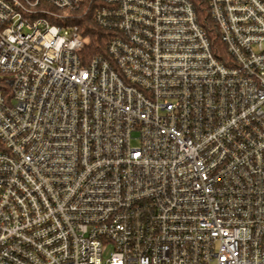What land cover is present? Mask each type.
<instances>
[{"label":"built area","instance_id":"obj_1","mask_svg":"<svg viewBox=\"0 0 264 264\" xmlns=\"http://www.w3.org/2000/svg\"><path fill=\"white\" fill-rule=\"evenodd\" d=\"M84 1L0 0V264H264V3Z\"/></svg>","mask_w":264,"mask_h":264},{"label":"trees","instance_id":"obj_2","mask_svg":"<svg viewBox=\"0 0 264 264\" xmlns=\"http://www.w3.org/2000/svg\"><path fill=\"white\" fill-rule=\"evenodd\" d=\"M102 0H85L91 5L86 14L81 13L73 20V25L77 26L79 33L85 41L83 50L84 58L94 56H106L110 41L119 34L113 25H102L95 17L96 7L102 6ZM199 16L200 22L206 28L211 38L213 46H222L219 39L217 26L209 14L208 0H189ZM264 3V0H261ZM85 4V3H84Z\"/></svg>","mask_w":264,"mask_h":264}]
</instances>
